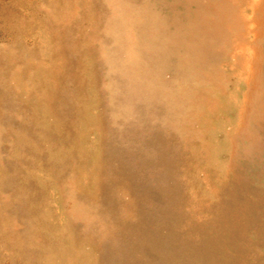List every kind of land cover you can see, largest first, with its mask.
<instances>
[{
	"label": "rangeland",
	"instance_id": "obj_1",
	"mask_svg": "<svg viewBox=\"0 0 264 264\" xmlns=\"http://www.w3.org/2000/svg\"><path fill=\"white\" fill-rule=\"evenodd\" d=\"M0 264H264V0H0Z\"/></svg>",
	"mask_w": 264,
	"mask_h": 264
},
{
	"label": "bare ground",
	"instance_id": "obj_2",
	"mask_svg": "<svg viewBox=\"0 0 264 264\" xmlns=\"http://www.w3.org/2000/svg\"><path fill=\"white\" fill-rule=\"evenodd\" d=\"M255 6H256V4L254 3V4H253V10H254V11H255Z\"/></svg>",
	"mask_w": 264,
	"mask_h": 264
}]
</instances>
